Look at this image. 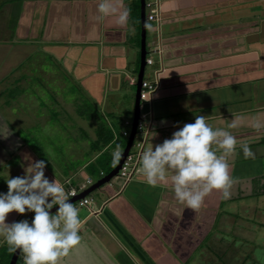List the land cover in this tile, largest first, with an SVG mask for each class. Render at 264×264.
Wrapping results in <instances>:
<instances>
[{
  "label": "crops",
  "instance_id": "1",
  "mask_svg": "<svg viewBox=\"0 0 264 264\" xmlns=\"http://www.w3.org/2000/svg\"><path fill=\"white\" fill-rule=\"evenodd\" d=\"M157 1L159 16L148 22V29L146 25L145 37L147 58L151 60L145 67L151 68V74L143 80L155 88L140 104L147 129L156 133L150 142H161L196 114L208 115L212 127L226 128L229 122L244 117L263 125L264 0ZM98 2L0 0V29L4 31L0 52L11 49L19 54L16 65L28 55L26 51L53 57L63 71L77 77L83 90L79 91L92 101L88 104L97 112L106 111V118L107 112L114 115V109L109 112L113 96L135 88L130 80L136 81L139 70L140 4L139 0H108L111 10L101 14ZM256 114L262 116L260 120ZM261 133L264 127L231 133L236 145L226 157L232 179L228 196L210 190L194 210L175 200L167 179L148 185L135 158L126 180L104 185L94 200L88 195L90 202L79 214L83 220L78 230L80 240L58 263H187L191 253L205 244L214 223L224 216L220 212L224 200L242 202L260 195L254 189L264 184V155L244 156L240 145L260 149L264 146V136L258 137ZM151 135L141 137L145 146ZM13 138L18 145L8 153L9 158L20 152L19 157L36 160L19 138ZM89 150L91 163L97 154ZM21 163L23 166L28 160L21 159ZM19 171L22 173L23 167ZM44 175L49 180L59 179L67 192L78 194L80 186L73 187L69 175L45 166ZM93 184H86L87 188ZM87 188H81L80 193ZM19 217L11 211L5 220Z\"/></svg>",
  "mask_w": 264,
  "mask_h": 264
},
{
  "label": "rangeland",
  "instance_id": "2",
  "mask_svg": "<svg viewBox=\"0 0 264 264\" xmlns=\"http://www.w3.org/2000/svg\"><path fill=\"white\" fill-rule=\"evenodd\" d=\"M146 25L148 29L151 24ZM2 33L4 31L0 29V37L4 36ZM25 53L28 55L24 54L18 66L16 62L19 54H14L11 49L0 52V94L7 91L0 97V177L22 174L19 171L22 168L21 159H26L23 156L20 159V152L11 158L8 156L18 145V141L13 138L17 134L22 140L29 139L26 141L27 148L36 155V159L45 160L47 170L69 175L72 178L69 182L73 187L79 184V194L81 188L88 187L85 184L87 176L94 183L100 179L98 170L101 165H94L92 171L82 168L92 155L89 145L91 140H95V129L102 125L113 134L114 140L117 138L122 141L119 145L113 142L96 151L97 157L101 159L100 164L105 160L111 161L112 153L123 149L126 139L121 133L127 131V128L122 126V120H132L135 88H130L129 93L114 95L113 107L109 111L114 109V115H107V112L105 118L106 111L97 112L92 105L90 110L83 106L82 103L92 102L88 94L79 91L82 89L77 77L63 71L53 57H40L35 51ZM150 71L149 66L145 67L143 80L150 78ZM16 87H19L20 92L13 91ZM77 110L92 113L93 120H86L75 114ZM255 116L259 120L262 117L259 114ZM235 121V127L228 129L231 133L264 127L261 123L254 127L253 120H248L247 117ZM263 136L264 133H261L258 137L262 139ZM141 137L138 134L135 140L139 141ZM249 149L251 154L254 153L251 156L264 155L263 145L260 149ZM113 160L115 167L118 158ZM3 178H0V192L6 190ZM116 179L118 178H113L111 182ZM100 189L89 194L92 200L96 199ZM65 190L67 191L66 188ZM255 191H260V195L248 197L242 202L234 200L229 203L224 200L220 207L224 216L218 217L220 221L214 223L205 244L197 252L191 253V259L185 264H264V188L254 189ZM73 205L78 209V214L86 209L79 201ZM31 216V212H25L20 214L18 220H30ZM5 249L6 246L0 244V251Z\"/></svg>",
  "mask_w": 264,
  "mask_h": 264
},
{
  "label": "clouds",
  "instance_id": "3",
  "mask_svg": "<svg viewBox=\"0 0 264 264\" xmlns=\"http://www.w3.org/2000/svg\"><path fill=\"white\" fill-rule=\"evenodd\" d=\"M96 7L101 14L111 10L108 0H99ZM145 21L149 22L146 10ZM207 120L208 115L196 114L191 122L175 128L169 137L155 145L150 138L156 133L142 128V136L152 135L147 146L143 139L138 141L134 162L148 185L167 179L175 200L193 210L200 207L210 190H219L222 197H227L232 183L226 157L233 152L236 139L227 128L235 127L236 121L222 128L212 127ZM240 149L244 156L251 155L246 143ZM112 155L113 159L119 158V150ZM24 159L28 163L22 166V174L0 177L6 185V190L0 192V244L10 253L18 250L23 264H58L79 242L78 230L83 220L63 183L44 175L45 160L27 156ZM11 211L31 212L32 216L30 220L6 222L5 216Z\"/></svg>",
  "mask_w": 264,
  "mask_h": 264
},
{
  "label": "water",
  "instance_id": "4",
  "mask_svg": "<svg viewBox=\"0 0 264 264\" xmlns=\"http://www.w3.org/2000/svg\"><path fill=\"white\" fill-rule=\"evenodd\" d=\"M140 4V48H139V70L135 82V95H134V105H133V115H132V124H131V130L130 135L126 141V144L123 148V152L121 153L115 167L103 178L96 181L92 186L87 188L85 191H83L80 194H77L76 196L70 198V201L73 203L87 197L91 192L100 189L104 185L108 184L113 178L117 177V173L120 170V167L127 157L129 150L131 148L132 142L134 140V136L136 134V128L137 123L139 120V114H140V100H139V92L141 87V82L143 80V74L145 69V57L147 55L146 51V44H145V37H146V21H145V10H144V0H139ZM20 256V253L18 250L14 251L10 257L8 264H16L18 258Z\"/></svg>",
  "mask_w": 264,
  "mask_h": 264
},
{
  "label": "built area",
  "instance_id": "5",
  "mask_svg": "<svg viewBox=\"0 0 264 264\" xmlns=\"http://www.w3.org/2000/svg\"><path fill=\"white\" fill-rule=\"evenodd\" d=\"M158 4L159 2L157 0H145V10H146V20L147 21H154L157 19V17L159 16V8H158ZM146 65H150L151 64V60L149 58L145 59ZM130 84H135V80H130ZM155 86L152 83L149 82H145L142 81L141 82V87H140V92H139V100L140 102H143L147 99V96L149 95V93H151L154 90ZM145 119H146V115L142 114L140 112L139 114V120L137 123V128H136V134L134 136V140L132 142L131 148L129 150V153L127 155V157L125 158V160L123 161L120 170L117 173V177L120 180H126L129 176L130 173V169L131 166L133 165V162L136 158V153H134L135 149L138 150V141L135 140L136 135H141L142 132V128H147V125L145 123ZM131 124L132 121H125L124 122V126L127 128V131L122 132V136L126 139H128L129 135H130V130H131ZM144 136V134H143ZM120 155L122 153V150L119 151ZM120 157V156H119ZM119 159V158H118ZM100 179L103 178L105 175L103 172L99 173ZM87 185H91L92 181L90 179H88L86 181ZM70 195L69 198H72L76 195L75 191L71 190L69 191ZM80 204L82 205H87L89 204V200L87 198H83L80 201Z\"/></svg>",
  "mask_w": 264,
  "mask_h": 264
},
{
  "label": "trees",
  "instance_id": "6",
  "mask_svg": "<svg viewBox=\"0 0 264 264\" xmlns=\"http://www.w3.org/2000/svg\"><path fill=\"white\" fill-rule=\"evenodd\" d=\"M17 89L13 90V91H16V92H20V89L19 87H16ZM3 93H7V91H4V92H1L0 94V97L2 95H4ZM14 93V92H13ZM6 103V102H5ZM83 106L87 109H91L89 104L87 103H82ZM93 107V106H92ZM46 108V107H45ZM94 108V107H93ZM95 109V108H94ZM86 110V109H85ZM76 111V110H75ZM90 113V112H89ZM77 115H79L80 117H82L83 119H86V120H93V114L90 113V114H87L86 111H82V112H79V110H77V113H75ZM13 129V128H12ZM14 130V129H13ZM96 137H95V140H91L90 142V145H89V148L93 151H98L99 148H105L107 146H109L111 143L115 142L116 145H119L122 141H120L119 139L116 138V140L113 139V134L110 133V131L105 128L104 126H98L96 129ZM17 138H19L20 140V143L22 146H26V141L29 140L28 138L27 139H24L22 140L17 134L15 135ZM124 138V137H123ZM126 139V138H125ZM126 144V142H125ZM124 145V144H123ZM122 145V147L124 148V146ZM17 146H15L16 148ZM27 147V146H26ZM120 147V148H122ZM119 148V149H120ZM2 150V149H1ZM101 159H99V157H97L96 159L93 160V162L89 163L87 162V166H86V170L89 169L90 171H92V167L94 165H101V169L98 170V175L100 172H103L104 175H107L113 168H114V160L112 159L111 161H104L103 164H100L99 161ZM263 182H264V178H263ZM264 188V184L262 186ZM261 193V192H260ZM264 193V192H262ZM88 197V196H87ZM86 197V198H87ZM7 249H5V251H0V264H8L9 263V260H10V257L12 255V253L6 251ZM21 255V254H20ZM16 264H23L22 262V259L21 258H18Z\"/></svg>",
  "mask_w": 264,
  "mask_h": 264
}]
</instances>
